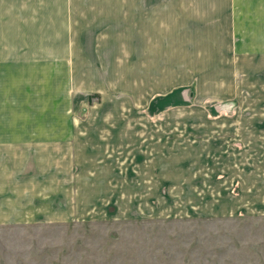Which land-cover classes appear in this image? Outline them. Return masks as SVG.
<instances>
[{
	"label": "rangeland",
	"instance_id": "374dc122",
	"mask_svg": "<svg viewBox=\"0 0 264 264\" xmlns=\"http://www.w3.org/2000/svg\"><path fill=\"white\" fill-rule=\"evenodd\" d=\"M0 3V128L73 139L77 191L0 264H264V0Z\"/></svg>",
	"mask_w": 264,
	"mask_h": 264
},
{
	"label": "crops",
	"instance_id": "0c3cea01",
	"mask_svg": "<svg viewBox=\"0 0 264 264\" xmlns=\"http://www.w3.org/2000/svg\"><path fill=\"white\" fill-rule=\"evenodd\" d=\"M4 5L0 3V6ZM14 129L0 128V226L7 225L11 219L10 215H15L16 221L22 223L26 216H35L37 212L26 210V199L53 198L66 200L75 199V149L73 139L61 137H47V132L25 133V129H19L11 133ZM72 130V129H71ZM43 131V130H37ZM53 131H59L54 129ZM67 131V129H60ZM55 134H67L65 132H54ZM27 134L33 137L25 138ZM45 135V136H44ZM12 136V137H11ZM27 139V140H26ZM64 140L70 143V148L63 149L60 143ZM26 141L34 145H46V148L36 149L35 158L30 161L31 153L25 149ZM50 143V147H47ZM67 143V142H66ZM67 146V145H66ZM48 157L49 166L45 167L42 159ZM45 167V168H44ZM31 172H38L40 178H44V183H40L37 176H31ZM81 198V195H80ZM75 211L71 213L74 214ZM51 214L55 221H61L64 211L61 209L41 212ZM66 214V213H65Z\"/></svg>",
	"mask_w": 264,
	"mask_h": 264
}]
</instances>
